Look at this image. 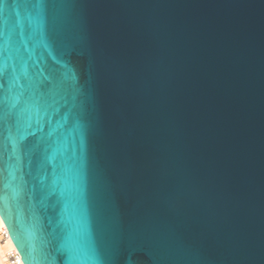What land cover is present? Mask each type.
Listing matches in <instances>:
<instances>
[{
    "label": "water",
    "instance_id": "95a60500",
    "mask_svg": "<svg viewBox=\"0 0 264 264\" xmlns=\"http://www.w3.org/2000/svg\"><path fill=\"white\" fill-rule=\"evenodd\" d=\"M73 9L78 45L25 37L31 64L71 67L81 90L56 92L60 115L37 134L59 147L86 135L93 208L76 221L73 203L62 245L83 247L107 199L118 264H264V0H59L56 11ZM34 177L0 141V216L24 263L48 264L60 218Z\"/></svg>",
    "mask_w": 264,
    "mask_h": 264
},
{
    "label": "snow or ice",
    "instance_id": "6c2138e0",
    "mask_svg": "<svg viewBox=\"0 0 264 264\" xmlns=\"http://www.w3.org/2000/svg\"><path fill=\"white\" fill-rule=\"evenodd\" d=\"M58 2L0 0V141L11 145L18 156L29 158L34 178L49 199V209L60 218L52 232L48 264H118L123 233L107 199L105 210L97 214L96 229L90 230V239H82L83 247L61 243V240H71L61 225H65L73 203L78 213L76 221L90 217L95 194L89 175L85 133L79 131L78 140L63 147L58 146L59 138H51V131L48 138L37 135L45 128L51 129L53 120L63 108L61 104L52 109L50 98L58 91L69 96L81 91L71 67L65 65L66 70L58 72L31 64V57L26 58V34L30 39L37 29L42 33L50 32L61 47L65 41L74 45L81 43L83 29L80 15L75 9L59 15L56 11ZM78 2L66 0V4L75 5ZM30 67L34 70L29 71ZM82 107L88 114L86 102ZM28 136L34 141L24 144ZM13 245L24 264L26 253L15 239Z\"/></svg>",
    "mask_w": 264,
    "mask_h": 264
},
{
    "label": "bare ground",
    "instance_id": "6f19581e",
    "mask_svg": "<svg viewBox=\"0 0 264 264\" xmlns=\"http://www.w3.org/2000/svg\"><path fill=\"white\" fill-rule=\"evenodd\" d=\"M0 264H22L21 256L13 245V240L0 216ZM15 254L16 257H15ZM25 264V263H24Z\"/></svg>",
    "mask_w": 264,
    "mask_h": 264
},
{
    "label": "rangeland",
    "instance_id": "374dc122",
    "mask_svg": "<svg viewBox=\"0 0 264 264\" xmlns=\"http://www.w3.org/2000/svg\"><path fill=\"white\" fill-rule=\"evenodd\" d=\"M0 237H3V234L2 233H0Z\"/></svg>",
    "mask_w": 264,
    "mask_h": 264
},
{
    "label": "built area",
    "instance_id": "2783aa9c",
    "mask_svg": "<svg viewBox=\"0 0 264 264\" xmlns=\"http://www.w3.org/2000/svg\"><path fill=\"white\" fill-rule=\"evenodd\" d=\"M17 254H15V257H16Z\"/></svg>",
    "mask_w": 264,
    "mask_h": 264
}]
</instances>
